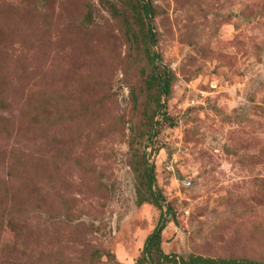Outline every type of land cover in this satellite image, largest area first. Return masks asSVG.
<instances>
[{
	"label": "rangeland",
	"instance_id": "obj_1",
	"mask_svg": "<svg viewBox=\"0 0 264 264\" xmlns=\"http://www.w3.org/2000/svg\"><path fill=\"white\" fill-rule=\"evenodd\" d=\"M123 1L0 0V264H137L162 218L167 255L264 261V0H151L176 77L151 140Z\"/></svg>",
	"mask_w": 264,
	"mask_h": 264
},
{
	"label": "trees",
	"instance_id": "obj_2",
	"mask_svg": "<svg viewBox=\"0 0 264 264\" xmlns=\"http://www.w3.org/2000/svg\"><path fill=\"white\" fill-rule=\"evenodd\" d=\"M123 5V11H119L116 6L111 5V12L114 16L122 19L126 40L134 44H144L150 49L145 52V58L151 64L152 73L148 76L144 88L146 94L149 95L146 106L151 108L149 112L152 110V113L148 115L151 128L147 136V139L151 140L159 133V131L153 130L155 124L171 120L166 110V103L162 102V98L170 97L176 77L171 69L162 66L163 61L160 53L151 50V47H154L157 43L153 24V16H155L156 12L152 1L124 0ZM125 14L129 17H125ZM87 18H92L91 11L88 13ZM152 107L154 108L152 109ZM43 111L45 112L46 110L44 109ZM157 114L161 115L162 120L159 122L154 121ZM133 170L136 171L137 175V204L142 206L150 203L162 210L166 198L161 191L154 189L156 178L153 166L149 165L146 159L143 161L137 160L133 164ZM173 211V206L169 204L166 213L169 214L170 212L172 214ZM166 222V219L162 218L161 223L147 237L143 249L144 256L137 264H264V261L250 258L215 259L201 255H189V257L178 258L177 256L167 255L162 249V233L166 227Z\"/></svg>",
	"mask_w": 264,
	"mask_h": 264
}]
</instances>
